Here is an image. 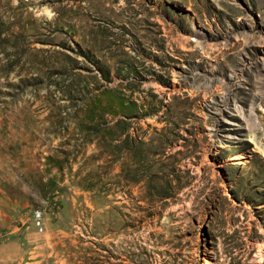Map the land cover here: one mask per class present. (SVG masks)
<instances>
[{"label": "rangeland", "instance_id": "1", "mask_svg": "<svg viewBox=\"0 0 264 264\" xmlns=\"http://www.w3.org/2000/svg\"><path fill=\"white\" fill-rule=\"evenodd\" d=\"M0 264H264V0H0Z\"/></svg>", "mask_w": 264, "mask_h": 264}, {"label": "bare ground", "instance_id": "2", "mask_svg": "<svg viewBox=\"0 0 264 264\" xmlns=\"http://www.w3.org/2000/svg\"><path fill=\"white\" fill-rule=\"evenodd\" d=\"M259 255H260V257H262L261 253H260ZM187 258H188V257H187Z\"/></svg>", "mask_w": 264, "mask_h": 264}]
</instances>
